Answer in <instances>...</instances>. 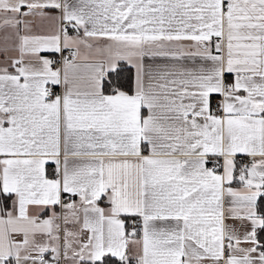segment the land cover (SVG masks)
Returning <instances> with one entry per match:
<instances>
[{
    "label": "snow or ice",
    "instance_id": "1",
    "mask_svg": "<svg viewBox=\"0 0 264 264\" xmlns=\"http://www.w3.org/2000/svg\"><path fill=\"white\" fill-rule=\"evenodd\" d=\"M0 264H264V0H0Z\"/></svg>",
    "mask_w": 264,
    "mask_h": 264
}]
</instances>
